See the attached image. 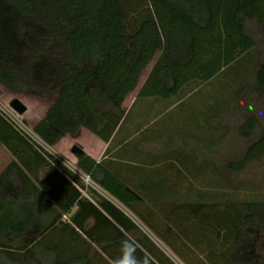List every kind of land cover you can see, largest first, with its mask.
Masks as SVG:
<instances>
[{"label":"trees","instance_id":"trees-1","mask_svg":"<svg viewBox=\"0 0 264 264\" xmlns=\"http://www.w3.org/2000/svg\"><path fill=\"white\" fill-rule=\"evenodd\" d=\"M262 44L264 0H0V85L52 100L32 127L48 147L81 128L108 142L123 120L125 99L157 53L144 91L169 89L181 95L186 86L207 83L250 59V66L242 65L247 77L236 97L244 91L264 95ZM222 128L227 135L229 128ZM257 129V121L245 117L237 134L248 140ZM0 145L13 157L0 173V264H111L126 237L134 238L138 255L149 254L153 264H174L128 215L86 189L76 174L1 114ZM75 157L82 174L172 247L183 264H264L253 250L264 231V182L234 179L264 158V136L247 147L243 159L217 166L202 179L208 184L215 178L209 183L221 186L220 194L189 199L188 193H176L172 207L162 202L145 207L124 182L99 181L92 158L82 152ZM30 163L47 167L65 183L72 197L68 205L57 202L33 176ZM245 192L249 195L240 200L238 194ZM89 219L94 223L87 228ZM102 224L103 239L96 234ZM187 233L214 236L216 245L190 260L167 239Z\"/></svg>","mask_w":264,"mask_h":264},{"label":"crops","instance_id":"crops-1","mask_svg":"<svg viewBox=\"0 0 264 264\" xmlns=\"http://www.w3.org/2000/svg\"><path fill=\"white\" fill-rule=\"evenodd\" d=\"M159 55L160 53L151 61L150 68H146L142 73L136 90L125 99L123 120L108 142L101 141L89 131L81 128L74 136H65L56 145L50 147L53 151L50 154L76 174L86 189L94 191L128 215L174 264H183L176 258L177 254L172 251V247L169 248L155 237L106 189L92 180L86 183L85 175L75 167L76 155L71 152L75 146L78 147L98 165L95 176L99 181L107 185H110L112 179L115 180V185L120 181L124 182L127 185L125 190L140 202H144L143 205L150 209L159 207L161 202L170 203L172 207L175 204L174 194L191 192L192 190L185 185L182 179L185 174L206 178L209 170L217 168V145L222 143L220 136L219 140L217 139V131H221V125H216L217 113L212 114L210 126H208L205 117L191 116L189 110L185 113L174 112L186 98V96H180L179 92L158 88L143 90ZM141 91L143 92L140 93ZM189 122L192 125L183 126ZM208 129L211 135L207 136ZM1 147L10 159L0 173L13 160L10 153L3 146ZM29 166L33 176L44 183L45 189L53 195L57 202L65 206L70 203L72 197L69 188L59 180L54 172L45 166L37 167L34 163H30ZM29 177L36 185L34 177L32 175ZM83 196L88 198L86 194ZM52 206L58 207L56 204ZM75 210L74 205L69 214H73ZM93 223L94 221L89 219L86 223L87 228ZM104 225L102 224V230L96 233L101 239L107 237ZM167 236L169 243L177 251L191 257L208 254L212 248L209 246L216 245L217 242L214 236L212 238L207 234L187 233L185 236L181 234Z\"/></svg>","mask_w":264,"mask_h":264},{"label":"rangeland","instance_id":"rangeland-1","mask_svg":"<svg viewBox=\"0 0 264 264\" xmlns=\"http://www.w3.org/2000/svg\"><path fill=\"white\" fill-rule=\"evenodd\" d=\"M142 17H145L148 13L147 6L144 7ZM153 15V19L157 24V18ZM264 49V44L261 45ZM158 56V53L155 55ZM256 53L254 54V57ZM255 62L257 63L258 57L256 56ZM260 59V57H259ZM250 59L240 61L237 65L231 68H224L225 70L211 78L207 83L200 84L198 86L192 84V86H186L180 96H186L182 100L179 107L174 112H191V116L199 115V117H205L210 126V118L214 112L218 113L216 125H221V131H217V139L221 137V144L217 145V165L225 167L230 162H236L244 158L247 147L255 141L258 137L264 136V95H260L250 91H244L240 97L237 96V89L240 83L247 77L246 72L242 69L243 66H250ZM254 61V60H253ZM261 61L264 62V54L261 57ZM260 62V60L258 61ZM151 64L147 68H150ZM149 70V69H148ZM14 99H18L25 107L26 112L19 116L9 106L10 102ZM51 99L29 97L21 94H16L0 85V111L4 112L15 123L22 133L30 136L31 138H37L32 133V127L39 121L44 114V111L51 104ZM245 117H253L258 123V129L252 136V138L245 140L238 136L237 127ZM227 122V124L224 123ZM192 125L190 122L183 126ZM229 128L227 135L223 136V128ZM227 128V129H228ZM211 135L210 129L207 131V136ZM225 134V132H224ZM219 140V139H218ZM44 150L48 153H53L52 148L39 141ZM9 155L0 146V171L5 164L9 161ZM212 171V170H211ZM211 171H208V176H211ZM185 174V173H184ZM185 185L192 191L188 193L189 199H194L195 196L202 195L215 197L222 191L221 186L214 185L212 183L215 178H208L206 184L202 179L204 177L192 176L185 174L183 177ZM237 181H251L256 183L264 182V158L259 162H253L241 173L234 177ZM263 189V188H262ZM193 193V194H192ZM197 193V194H196ZM264 193V190H261ZM249 195L248 192L238 194L239 199H245ZM237 196V197H238ZM253 250L255 254L261 255L264 259V231L258 233L257 240L254 242ZM195 253V250L193 251ZM193 257V258H192ZM190 260L197 261V257L194 255Z\"/></svg>","mask_w":264,"mask_h":264},{"label":"clouds","instance_id":"clouds-1","mask_svg":"<svg viewBox=\"0 0 264 264\" xmlns=\"http://www.w3.org/2000/svg\"><path fill=\"white\" fill-rule=\"evenodd\" d=\"M111 264H153L149 254L138 255V242L131 237L120 241L118 254L112 258Z\"/></svg>","mask_w":264,"mask_h":264},{"label":"water","instance_id":"water-1","mask_svg":"<svg viewBox=\"0 0 264 264\" xmlns=\"http://www.w3.org/2000/svg\"><path fill=\"white\" fill-rule=\"evenodd\" d=\"M9 106L19 116H22L26 112V107L18 99L12 100ZM71 152L74 155L81 153L80 149L76 146L72 149Z\"/></svg>","mask_w":264,"mask_h":264},{"label":"built area","instance_id":"built-area-1","mask_svg":"<svg viewBox=\"0 0 264 264\" xmlns=\"http://www.w3.org/2000/svg\"><path fill=\"white\" fill-rule=\"evenodd\" d=\"M0 114L6 119V120H8L10 123H12L14 126H15V123L11 120V118L9 117V116H7L6 114H4V112H1L0 111ZM16 127V126H15ZM34 135V134H33ZM35 136V135H34ZM36 137V136H35ZM37 138V137H36ZM37 144H39L40 146H41V144H40V140L37 138V140L35 139V138H32ZM42 142V141H41ZM42 147V146H41ZM43 148V147H42ZM84 181L86 182V183H89L90 182V179H89V177H87V176H84ZM65 218V217H64Z\"/></svg>","mask_w":264,"mask_h":264}]
</instances>
